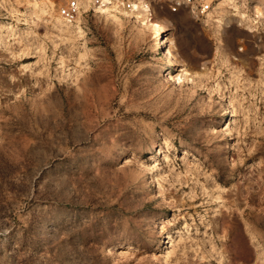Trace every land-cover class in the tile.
Returning <instances> with one entry per match:
<instances>
[{
    "label": "rangeland",
    "instance_id": "rangeland-1",
    "mask_svg": "<svg viewBox=\"0 0 264 264\" xmlns=\"http://www.w3.org/2000/svg\"><path fill=\"white\" fill-rule=\"evenodd\" d=\"M153 1L171 66L114 10L0 0V264H264V0L227 6L254 31Z\"/></svg>",
    "mask_w": 264,
    "mask_h": 264
},
{
    "label": "bare ground",
    "instance_id": "bare-ground-1",
    "mask_svg": "<svg viewBox=\"0 0 264 264\" xmlns=\"http://www.w3.org/2000/svg\"><path fill=\"white\" fill-rule=\"evenodd\" d=\"M231 2L232 0H219L216 7L214 8V11L209 12L206 18L210 19L216 17L214 19V22L218 23V26L221 27L230 17H235L237 18L238 22L241 25H245L247 26V28L254 31V27H256L255 25L257 24V21L254 22L255 19L251 20L248 17L246 11L241 10L238 6L227 7L228 4H230ZM133 4H134L133 9L129 13H126L123 10L118 9L117 7H114L113 10L123 15L126 18L135 19L142 27L147 26V28H149L152 31L153 37L159 39V48H163L164 51L163 57L165 58L166 62L170 66L174 65L176 58L173 53V49H171L172 47H170V45H168V43L165 42L164 38L161 37V32H160L163 26L166 27L171 23L170 20L164 19L163 20L164 24H160L159 22H156L158 20H154L152 6L149 4L148 0H137ZM52 5L53 2L51 1L49 3L47 0H32L30 6L33 7L35 10H39L42 15L49 17L51 21L54 22L55 26L60 27L61 29L64 28L63 30H65V28H70L71 26H74L78 30L80 36L86 35L85 30L81 26V18L89 10L80 12L76 17V20L72 23H69V22H65L60 17L55 16L53 14L51 7ZM110 10L111 8L108 7L107 10L101 8V9H97L96 11L98 13H104ZM215 13L218 15L214 16ZM256 17L263 18L264 11L263 10L259 11ZM189 74L190 73L185 69L182 70V72L179 74H174L170 69H167L163 76L166 78L168 77L169 81L172 82L173 84L179 85L184 80L191 79ZM225 101H226L225 114H227V116L229 117L226 123L232 125L234 121H233V112L231 109V103L228 99H225ZM170 247H172L171 241H168L166 243V248H170Z\"/></svg>",
    "mask_w": 264,
    "mask_h": 264
},
{
    "label": "built area",
    "instance_id": "built-area-1",
    "mask_svg": "<svg viewBox=\"0 0 264 264\" xmlns=\"http://www.w3.org/2000/svg\"><path fill=\"white\" fill-rule=\"evenodd\" d=\"M53 2L52 10L56 16L65 22L72 23L80 12L97 9L111 10L114 7L129 13L133 9V3L137 0H47ZM152 6L153 0H148ZM167 6L169 12L178 15L182 11H187L198 21L204 20L209 12L214 11L219 0H161ZM87 12V13H88ZM86 14V13H85Z\"/></svg>",
    "mask_w": 264,
    "mask_h": 264
}]
</instances>
